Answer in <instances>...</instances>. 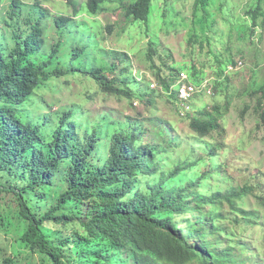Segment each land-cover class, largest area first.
<instances>
[{
	"label": "trees",
	"instance_id": "1",
	"mask_svg": "<svg viewBox=\"0 0 264 264\" xmlns=\"http://www.w3.org/2000/svg\"><path fill=\"white\" fill-rule=\"evenodd\" d=\"M40 1L28 6L12 0L0 18V228L17 231L19 246L41 255L42 264H264L247 240L246 225L257 214L236 204L251 189L221 191L218 186L227 183L222 167L190 176L197 162L182 154L179 135L170 138L178 133L171 123L149 118L153 126L145 129L131 117L92 118L76 104L37 115L32 106L38 92L70 76L92 79L102 93L133 103L153 105L156 94L152 83L144 87L133 77L129 53L107 49L95 22L77 19L82 12L101 15L111 0H87L82 8L66 0L72 17L52 16ZM216 2L223 10L225 0H195L201 35L214 27L210 8ZM259 5L246 12L252 34L263 17ZM155 10V0H134L126 8L135 24L149 23ZM157 46L150 41L151 64ZM227 64L235 62L229 58ZM156 69L162 92L194 137L214 133V120L193 114L204 90L180 115L177 82L187 68L164 62ZM259 118L264 125V106ZM214 156L211 149L208 157ZM225 206L229 214L221 212Z\"/></svg>",
	"mask_w": 264,
	"mask_h": 264
},
{
	"label": "rangeland",
	"instance_id": "2",
	"mask_svg": "<svg viewBox=\"0 0 264 264\" xmlns=\"http://www.w3.org/2000/svg\"><path fill=\"white\" fill-rule=\"evenodd\" d=\"M21 1L28 6L36 3V0ZM132 1L111 0L101 15L92 17L82 12L77 19L95 22L94 30L107 49L130 54L134 62L133 77L143 80L144 87L152 83L150 90L155 89L153 105L110 97L102 93L92 79L70 76L55 80L39 91L32 107L38 109V115L76 104L89 111L92 118L106 114L114 119L131 117L145 129L153 126L146 121L149 118L171 123L178 133L173 132L170 138L179 135L182 154L189 162H197L190 176L222 167L221 175L227 183L218 186L221 191L251 189L236 204L241 211L256 212L257 218L249 219L246 225L250 233L247 240L264 257V125L259 118L264 106L261 91L264 85V0H225L223 10L216 2L210 8L214 27L205 35H201L200 27L194 24L195 0H168V3L155 0L156 10L151 21L140 24L127 17L126 8ZM11 2L0 0V18L9 10ZM75 2L82 8L87 0ZM40 3L39 6L52 16L74 15L66 0H41ZM258 4L263 9V17L252 34L246 12ZM170 8L172 12L168 10ZM110 26L114 27L113 33L109 32ZM154 39L158 43V55H154L155 62L151 64L148 54L150 41ZM229 58L234 62L243 61L244 67L229 73V64L226 66ZM164 62L177 70L187 68L186 72L196 75L207 91L211 89L212 93L196 97L193 114L196 116L201 112L197 118L214 120L217 125L214 133L199 140L190 132L189 121L179 119L173 99L162 92L155 76L158 71L155 67H162ZM219 62L225 65L223 75H220ZM42 105L48 110L38 108ZM211 149H215L213 158L208 157ZM210 184L211 181L206 186ZM221 212L229 214L226 206ZM16 237L17 231L8 234L6 228H0V264L4 259H11L13 264H42V256H30L28 250L19 246Z\"/></svg>",
	"mask_w": 264,
	"mask_h": 264
},
{
	"label": "built area",
	"instance_id": "3",
	"mask_svg": "<svg viewBox=\"0 0 264 264\" xmlns=\"http://www.w3.org/2000/svg\"><path fill=\"white\" fill-rule=\"evenodd\" d=\"M154 88V86H152ZM178 98L181 104V117H185L188 112L191 111L190 102L195 98V96L202 92H207V94L212 93L211 89L209 91L202 87H197L191 80L186 72L179 73V79L177 82Z\"/></svg>",
	"mask_w": 264,
	"mask_h": 264
},
{
	"label": "clouds",
	"instance_id": "4",
	"mask_svg": "<svg viewBox=\"0 0 264 264\" xmlns=\"http://www.w3.org/2000/svg\"><path fill=\"white\" fill-rule=\"evenodd\" d=\"M244 67V63H243V61H241V60H236L235 61V64H229L228 66H227V68H228V72L230 73V72H234V71H239V70H241L242 68ZM183 72V71H182ZM184 72H186V71H184ZM187 73V72H186ZM188 74V73H187ZM188 76H189V74H188ZM190 77V76H189ZM206 94H207V92H206Z\"/></svg>",
	"mask_w": 264,
	"mask_h": 264
}]
</instances>
